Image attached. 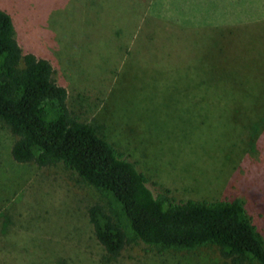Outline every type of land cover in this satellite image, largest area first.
Listing matches in <instances>:
<instances>
[{"label": "rangeland", "instance_id": "1", "mask_svg": "<svg viewBox=\"0 0 264 264\" xmlns=\"http://www.w3.org/2000/svg\"><path fill=\"white\" fill-rule=\"evenodd\" d=\"M62 2L0 0V10L22 51L49 60L72 115L136 162L154 193L239 198L264 236V0H208L233 21L249 12L247 38L158 24L117 69L101 53L82 58L80 12ZM14 141L0 121V264H230L209 246L130 244L110 258L87 214L105 204L95 188L61 163L14 161Z\"/></svg>", "mask_w": 264, "mask_h": 264}, {"label": "trees", "instance_id": "2", "mask_svg": "<svg viewBox=\"0 0 264 264\" xmlns=\"http://www.w3.org/2000/svg\"><path fill=\"white\" fill-rule=\"evenodd\" d=\"M12 24L0 10V121L15 137L12 158L38 167L61 163L95 188L105 204H91L87 214L110 258L130 244L160 253L209 246L230 264H264V236L239 198L176 200L168 188L154 193L136 162L72 115L51 63L23 52Z\"/></svg>", "mask_w": 264, "mask_h": 264}, {"label": "crops", "instance_id": "3", "mask_svg": "<svg viewBox=\"0 0 264 264\" xmlns=\"http://www.w3.org/2000/svg\"><path fill=\"white\" fill-rule=\"evenodd\" d=\"M205 1L63 0L62 5L65 6L64 12H80L77 25H80L82 58L87 61V58L101 53L99 57L110 58L108 60H113L117 69L123 58L129 56L137 40L146 39L154 25L158 24L162 34L175 26L179 30L210 29L211 35L216 34L217 38L221 37V33V38L226 39L234 35L247 38L249 12L243 17L241 12H237L233 21V17L216 14L217 10H212L210 2ZM88 62L93 63L90 59Z\"/></svg>", "mask_w": 264, "mask_h": 264}]
</instances>
